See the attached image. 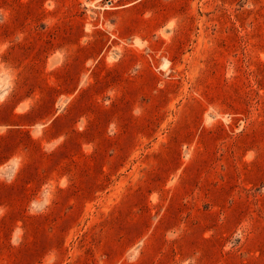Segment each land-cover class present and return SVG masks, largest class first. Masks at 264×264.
Here are the masks:
<instances>
[{
  "label": "rangeland",
  "instance_id": "rangeland-1",
  "mask_svg": "<svg viewBox=\"0 0 264 264\" xmlns=\"http://www.w3.org/2000/svg\"><path fill=\"white\" fill-rule=\"evenodd\" d=\"M0 264H264V0H0Z\"/></svg>",
  "mask_w": 264,
  "mask_h": 264
}]
</instances>
